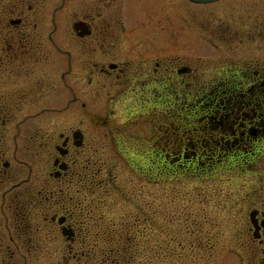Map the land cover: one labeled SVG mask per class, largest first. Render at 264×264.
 <instances>
[{"label":"flooded vegetation","instance_id":"af4514ba","mask_svg":"<svg viewBox=\"0 0 264 264\" xmlns=\"http://www.w3.org/2000/svg\"><path fill=\"white\" fill-rule=\"evenodd\" d=\"M65 2L53 7L48 29L46 0H0V264H94L93 256L118 264L112 233L90 229L105 221L88 198L101 169L95 148L112 141L119 147L123 136L140 141L137 129L146 121L152 134L143 138L161 152L176 145L183 161L204 154L206 163L219 164L218 179L235 180L227 200L251 264H264L258 252L264 243V0H251L241 29L203 26L218 36L219 48L192 43L188 53L174 52L182 44L169 35L175 0H72L65 10L71 48L54 37V15ZM159 30H166L161 55ZM171 52L181 57L170 59ZM159 83L164 92L183 84L186 90L176 95L181 104L197 105L191 99L212 91L223 98L188 115L171 112V103L154 111ZM96 97L106 100L105 118L110 105L126 100L129 115L108 122ZM208 143L222 153L198 149ZM92 236L102 241L99 251L86 245Z\"/></svg>","mask_w":264,"mask_h":264},{"label":"rangeland","instance_id":"374dc122","mask_svg":"<svg viewBox=\"0 0 264 264\" xmlns=\"http://www.w3.org/2000/svg\"><path fill=\"white\" fill-rule=\"evenodd\" d=\"M218 2L220 3L203 5L175 0L174 15L167 25L169 29L172 28L170 31L173 34L169 33L172 42L182 46H175L174 52L188 53L193 48L189 46L192 43L193 45L200 43L197 47L202 45L208 49L219 48L218 44L221 41L216 39L218 36L213 38L208 35L207 29H202L203 26L213 27L216 32L227 26L233 30L241 29L247 25L248 14L251 11L249 9L255 4L251 0ZM57 3L58 0H46L45 19L48 29L52 27L51 14ZM71 3L72 0H66L63 11L54 15L57 22L54 37L57 40L62 39V43L68 48L74 43L66 35L71 16L65 10H68ZM255 7L258 10V7ZM181 24L183 31L178 33ZM59 28L63 30L60 33L64 32L63 38L59 35ZM160 31L157 34V44L161 55L160 44L166 30ZM227 36L228 34H225L221 37ZM198 37L202 39H197ZM174 52L169 53L170 59H179L181 56ZM163 85L164 83L158 84V94L153 98L154 111L164 110L171 103L170 106L173 108L170 109L171 112L188 115L191 111H198L205 103H218L220 98H223L212 91L204 95L201 93L191 99L193 103H198L197 105H186L185 102L181 104L178 101L183 98L176 95L184 92L186 87L181 83H172L165 87V94ZM84 100L87 101L84 108L87 111L89 102L87 99ZM95 101L96 106L104 109L101 116L105 118L103 113L107 107L106 100L96 97ZM126 102L128 101L126 100L124 105H110L111 109L106 112L108 114L105 119L110 123L124 121L129 115L127 112L129 103ZM146 104L151 106L150 102ZM79 107H82L80 103ZM81 115L82 113L78 112V117H87ZM140 116L146 115L143 113ZM147 122L137 129L139 136L142 135L139 137L140 141L123 136L118 140L119 147L112 141L109 145L103 147L99 144L95 148L94 155L98 164L96 166L101 169L97 170V175L95 173L96 184L88 198H91L90 207H93L95 214L103 215L105 221H100V226H90L92 232L106 227L107 232L112 233L114 241L112 240L109 247L117 249L118 253L114 255L118 257L116 261L118 264H251L250 253L245 250L242 243L244 239L239 229L235 206L232 205V201L227 200L228 193L235 189V180L224 177L218 179L220 174H217L215 169L219 164L206 163L204 154L200 158L198 156L192 158L191 161H181L176 158L178 149L176 145L172 147L174 152L170 151V147L161 152L160 148H155L143 138L145 134H152ZM96 126L100 127L97 124ZM241 145L247 147L246 144ZM198 149L210 155H216V152L221 151L216 143H208ZM210 151L215 153L211 154ZM163 152L167 154V158L162 156ZM198 152L197 150V154ZM239 155H235L236 161L239 160ZM78 186L81 187L80 184ZM232 194L233 192L229 193ZM81 200L86 205V201L82 198ZM121 233L123 235H120ZM127 235L133 236L131 240L127 237L123 239ZM86 242L91 250L99 251L102 247V241L94 236L88 237ZM259 250L261 251H258L259 254L264 257V243ZM93 259L94 264H100L102 257L93 256Z\"/></svg>","mask_w":264,"mask_h":264},{"label":"bare ground","instance_id":"6f19581e","mask_svg":"<svg viewBox=\"0 0 264 264\" xmlns=\"http://www.w3.org/2000/svg\"><path fill=\"white\" fill-rule=\"evenodd\" d=\"M183 31V27L181 28V29H178V33H181ZM241 219V218H240ZM240 219H239V221H240Z\"/></svg>","mask_w":264,"mask_h":264},{"label":"water","instance_id":"95a60500","mask_svg":"<svg viewBox=\"0 0 264 264\" xmlns=\"http://www.w3.org/2000/svg\"><path fill=\"white\" fill-rule=\"evenodd\" d=\"M195 1H211V0H195Z\"/></svg>","mask_w":264,"mask_h":264},{"label":"trees","instance_id":"16d2710c","mask_svg":"<svg viewBox=\"0 0 264 264\" xmlns=\"http://www.w3.org/2000/svg\"><path fill=\"white\" fill-rule=\"evenodd\" d=\"M126 261H127V259H126Z\"/></svg>","mask_w":264,"mask_h":264}]
</instances>
